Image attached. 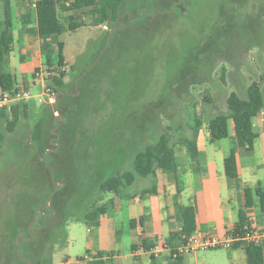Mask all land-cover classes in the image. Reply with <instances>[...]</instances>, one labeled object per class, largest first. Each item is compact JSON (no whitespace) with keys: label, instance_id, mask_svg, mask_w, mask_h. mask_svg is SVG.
Returning <instances> with one entry per match:
<instances>
[{"label":"rangeland","instance_id":"rangeland-1","mask_svg":"<svg viewBox=\"0 0 264 264\" xmlns=\"http://www.w3.org/2000/svg\"><path fill=\"white\" fill-rule=\"evenodd\" d=\"M181 2L173 0L171 8L163 9L162 0H127V9H146L147 15L174 12L180 5L187 16L185 11L172 14L153 30L142 24L127 26V34H115L116 42L97 65L102 51L97 55L96 51L107 27L80 26L58 36L64 62L54 65L53 72H65L71 92L76 84L80 87L83 78H79L86 72L91 94L79 99L71 123L64 118L60 128L57 121L52 124L59 118L56 110L51 120L42 123L46 104L38 101H28L31 111L21 117L13 132H6L1 124L5 137L0 155V264L7 250L14 251V239L21 232L15 233V228L23 227L33 210L44 213L41 196L50 183L43 163L51 152L60 151L54 159L62 171L60 180L52 178L57 182L52 193L63 188L61 195L74 203L64 224L66 240L57 251L76 259L86 252L83 242L89 229L77 216L82 217L92 202L107 204L114 197L99 189L101 181L130 169L135 153L162 131L178 145L179 139L192 132L189 125L194 117L206 121L226 109L230 91L245 97L251 81L264 82V0H194L188 7ZM16 53L14 48L5 68L19 82ZM41 68L47 83L52 71L44 64ZM28 77L25 86L40 91L39 78ZM228 126L231 130L230 121ZM66 130H72V137L64 138ZM47 141L49 147H43ZM126 216L125 208L118 213V218Z\"/></svg>","mask_w":264,"mask_h":264},{"label":"crops","instance_id":"crops-1","mask_svg":"<svg viewBox=\"0 0 264 264\" xmlns=\"http://www.w3.org/2000/svg\"><path fill=\"white\" fill-rule=\"evenodd\" d=\"M7 1L13 36L8 62L15 48L17 53L13 58L19 59L21 73L17 85H25L29 84L28 74L34 78V70L43 64L42 40L36 32L35 10L24 0ZM4 4L5 0H0V18L4 16ZM59 11V17L66 15ZM228 121L231 122L229 136L218 140L211 139L208 120L202 121L193 148L188 143L175 145V173L156 169L154 175L137 177L122 195H114L107 203L97 225L86 229L83 242L86 252L72 259L67 253L57 251L61 246L57 244L50 264H98L108 259L116 264H247L244 245L240 244L197 249L177 257L170 254L186 236L180 209L187 205L194 211L193 233L224 236L237 227L241 209L245 214L242 229L264 227V210L258 197L255 196L253 205L245 206V187L260 186L264 191V108L252 118L257 134L252 149L237 145L232 121ZM232 150L235 177L226 175L224 165ZM124 208L126 218H118ZM158 246L165 247L153 255V248Z\"/></svg>","mask_w":264,"mask_h":264},{"label":"trees","instance_id":"trees-1","mask_svg":"<svg viewBox=\"0 0 264 264\" xmlns=\"http://www.w3.org/2000/svg\"><path fill=\"white\" fill-rule=\"evenodd\" d=\"M162 1L164 5L166 4L163 6V9L171 8L173 0ZM180 1H182L181 5L185 7L194 3V0ZM126 2L127 0H38L35 10L36 32L42 40L43 64L49 72L52 71L47 85L55 94H58L56 104H46L45 108H43L40 116L42 123L47 119L51 120L53 118V110L58 111L62 115L60 119L58 117L53 119V126L57 121L58 128H60L64 118L71 123V115H73L72 111L76 103L81 97L91 94V85H87L89 79L86 72L79 78H83V82L80 85L82 92L77 84L74 87L75 92L67 90L66 82L64 81L65 72L63 70H59L57 73L53 72L54 65L60 67L64 62L63 42L58 40L60 34L66 30H75L80 26H106L107 29L103 33L102 43L96 51V55L98 52L102 51L94 64L97 65L103 62L111 46L116 42L115 34H127V26L142 24L141 26H146L148 29L150 28L153 30V27L156 29L157 25L159 23L162 24V20L166 21L170 18V15H180L185 11L184 9L181 12L179 5L174 12H156L154 14H143L139 16L141 12H138L137 9H127ZM66 3L68 4L66 5ZM4 5V16L0 18V88L5 92H12L17 87V80L15 75L5 68L13 41V36L10 33L12 17L7 0H5ZM123 6H125V8ZM172 7H174V5H172ZM59 10L66 12V15L63 17L66 23H63L58 16ZM127 10L130 13L129 16L127 15ZM150 11H152V9L149 10V12ZM70 14H75L76 16L72 17ZM184 16H187L186 11ZM141 20L144 22L142 23ZM111 28L115 29L109 35L108 40L107 36ZM132 30L133 29H130L128 33ZM95 58L96 57H94V60ZM78 91L80 93L79 95L77 94ZM245 92L246 96L243 97L235 90L230 91L225 98L226 109L207 118L212 140H218L229 136L228 120H231L233 124V136L237 145L239 147H245L246 149H252L254 140L257 137L256 132L253 130L252 118L260 109L264 108V82L261 84L257 80L251 81L247 85ZM28 101L16 102L12 103L8 108H0V155L5 131L9 133L13 132L21 117L28 116V112L31 111L32 105H30L31 102L29 103ZM50 106L52 107L51 110L49 109ZM2 123L4 124L5 131L2 129ZM200 124V118L194 117L192 124H190L192 130L191 135L179 139L178 143H188L189 147L193 148V142L197 136ZM62 135H64V138L72 137V130H66ZM60 139H62V137ZM60 139L58 140L59 143H61ZM66 143H68V141ZM175 145L176 144L171 141L169 133L167 131H162L152 143L145 145L135 153L130 169L101 181L99 189L103 192H111L114 195L120 196L125 189L132 185L137 177L154 175L156 169L175 173ZM43 147H49L48 141L45 142ZM40 149H42V147ZM59 153L60 151H53L44 158L47 163H43V166L50 183L49 188H47L45 193L41 196V201L43 203L42 211L44 213H39L38 218H36L37 213L33 210V214L26 220L24 226L15 228V233L21 231L25 240L20 241L18 252L17 239H14V251L11 252V250H7L8 253L2 264H10L13 261L14 264H50L52 251L55 245L64 244L66 240L64 224L73 209L74 203L73 201L70 202L66 200V197L61 195L63 188H57L52 193L54 186H57V182L53 183V179L58 181L61 178L62 171L59 172V162L54 159V155H58ZM234 155V151L232 150L224 160L225 172L229 177L236 176ZM50 172L52 173V177ZM37 193L41 194L39 191ZM50 193L52 194L49 206H47L46 200ZM255 196L258 197L259 204L262 210H264V191L260 186L254 189L245 187V206L250 207L253 205ZM106 210V203L99 204L97 201H94L90 204V207L85 210L82 217L77 216V218L83 219L88 227H91L97 225V218L101 214H104ZM180 214L184 222L183 231L185 235L193 233L194 211L192 206H184L180 209ZM244 220V210L241 209L239 211L238 225L234 230L242 231ZM244 251L247 264H264L262 245L246 244L244 245ZM12 254H14V257ZM98 264L116 263L108 259L105 262L100 261Z\"/></svg>","mask_w":264,"mask_h":264},{"label":"built area","instance_id":"built-area-1","mask_svg":"<svg viewBox=\"0 0 264 264\" xmlns=\"http://www.w3.org/2000/svg\"><path fill=\"white\" fill-rule=\"evenodd\" d=\"M27 6L36 10L38 0H24ZM106 27V26H104ZM34 77L39 78L41 90L38 92H32L29 87L21 84L17 85L16 89L12 92H5L0 88V108L9 107L12 103L35 100L40 103L54 104V91L47 85L44 78V73L41 67H37L34 70ZM235 244L246 245H264V227L256 228L254 226L245 227L242 231L231 230L224 236L216 235H204L191 233L186 235L181 244L174 249L170 250V254L173 257L193 251L197 249H207L212 247H228ZM165 246L154 247L152 250L153 255H157L160 252V248Z\"/></svg>","mask_w":264,"mask_h":264},{"label":"water","instance_id":"water-1","mask_svg":"<svg viewBox=\"0 0 264 264\" xmlns=\"http://www.w3.org/2000/svg\"><path fill=\"white\" fill-rule=\"evenodd\" d=\"M144 13H146V9H144V10L141 12V14H144ZM153 13H155V11H154ZM111 32H112V29H110L109 34H108V36H107V39H108V40H109V35H110ZM57 97H58V94H56L55 97H54V103H55V104L57 103ZM59 118H61V114H59ZM56 126H57V125H56ZM60 184H61V183H60ZM50 198H51V193L49 194V196H48V198H47V200H46V204H47V206L49 205L48 203H49ZM39 213H40V212H39ZM39 213H37L36 218H38ZM41 213H42V212H41ZM21 240H24V239H23V237H22V233L19 232V234L17 235V246H18V252H19V247H20V241H21Z\"/></svg>","mask_w":264,"mask_h":264}]
</instances>
